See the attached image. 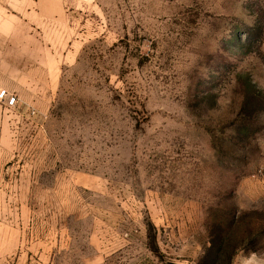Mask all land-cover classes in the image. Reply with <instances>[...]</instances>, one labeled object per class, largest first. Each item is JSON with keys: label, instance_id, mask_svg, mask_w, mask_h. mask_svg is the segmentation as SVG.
<instances>
[{"label": "rangeland", "instance_id": "374dc122", "mask_svg": "<svg viewBox=\"0 0 264 264\" xmlns=\"http://www.w3.org/2000/svg\"><path fill=\"white\" fill-rule=\"evenodd\" d=\"M46 2L0 264H229L263 222L264 0Z\"/></svg>", "mask_w": 264, "mask_h": 264}, {"label": "crops", "instance_id": "0c3cea01", "mask_svg": "<svg viewBox=\"0 0 264 264\" xmlns=\"http://www.w3.org/2000/svg\"><path fill=\"white\" fill-rule=\"evenodd\" d=\"M47 12L46 0H0V45L24 46L17 55L0 53V87L13 95L16 93L19 99H25L22 95L25 89L35 94L44 93V75L40 79L34 65L32 67L36 69L33 71L37 73L29 71L22 75L18 70L20 63L16 65L14 62L39 60L25 46L35 43V35H39V31L45 26ZM10 111L12 110L0 103V178L7 161L4 158L14 156V134L6 126ZM5 187L7 185L0 180V188ZM20 201L23 206V200ZM20 201L13 196H0V237L10 236L15 225L19 226V222L23 220L17 213L18 207L16 208ZM261 213V229L246 232L245 239L239 240L240 245L236 246L230 264H264V209Z\"/></svg>", "mask_w": 264, "mask_h": 264}, {"label": "built area", "instance_id": "2783aa9c", "mask_svg": "<svg viewBox=\"0 0 264 264\" xmlns=\"http://www.w3.org/2000/svg\"><path fill=\"white\" fill-rule=\"evenodd\" d=\"M0 103L5 106V108L12 109L18 103V98L16 95L9 94L6 90L0 92Z\"/></svg>", "mask_w": 264, "mask_h": 264}, {"label": "trees", "instance_id": "16d2710c", "mask_svg": "<svg viewBox=\"0 0 264 264\" xmlns=\"http://www.w3.org/2000/svg\"><path fill=\"white\" fill-rule=\"evenodd\" d=\"M235 255V253H233L232 255H231V257H230V261H229V264L231 263V259H232V257Z\"/></svg>", "mask_w": 264, "mask_h": 264}]
</instances>
